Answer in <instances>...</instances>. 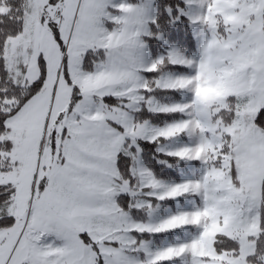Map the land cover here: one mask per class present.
<instances>
[{
	"label": "snow or ice",
	"instance_id": "snow-or-ice-1",
	"mask_svg": "<svg viewBox=\"0 0 264 264\" xmlns=\"http://www.w3.org/2000/svg\"><path fill=\"white\" fill-rule=\"evenodd\" d=\"M0 264H264V0H0Z\"/></svg>",
	"mask_w": 264,
	"mask_h": 264
}]
</instances>
